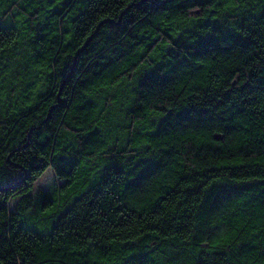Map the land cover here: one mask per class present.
<instances>
[{
    "label": "trees",
    "instance_id": "16d2710c",
    "mask_svg": "<svg viewBox=\"0 0 264 264\" xmlns=\"http://www.w3.org/2000/svg\"><path fill=\"white\" fill-rule=\"evenodd\" d=\"M0 264H264V0H0Z\"/></svg>",
    "mask_w": 264,
    "mask_h": 264
},
{
    "label": "rangeland",
    "instance_id": "374dc122",
    "mask_svg": "<svg viewBox=\"0 0 264 264\" xmlns=\"http://www.w3.org/2000/svg\"><path fill=\"white\" fill-rule=\"evenodd\" d=\"M54 182H55L54 172L51 169H47L35 181L34 186L48 189Z\"/></svg>",
    "mask_w": 264,
    "mask_h": 264
}]
</instances>
